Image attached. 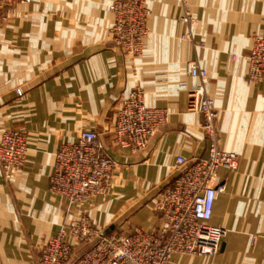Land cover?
Segmentation results:
<instances>
[{
  "label": "crops",
  "instance_id": "0c3cea01",
  "mask_svg": "<svg viewBox=\"0 0 264 264\" xmlns=\"http://www.w3.org/2000/svg\"><path fill=\"white\" fill-rule=\"evenodd\" d=\"M114 0H28L0 18V131L27 137L23 166L7 181L0 169V264H36L42 241L77 213L49 193L59 146L82 129L98 134L116 166L112 187L81 210L99 228L158 227L153 198L178 176L175 157H207L202 116L187 109L205 69L220 148L237 168L217 170L210 224L225 229L214 255L174 253L166 264H264V84L246 77L254 36L264 37V0H144L141 52L122 53L111 40ZM192 21H183L185 12ZM233 57V58H232ZM15 88L23 93L17 96ZM134 89L167 121L140 152L113 144L119 101Z\"/></svg>",
  "mask_w": 264,
  "mask_h": 264
},
{
  "label": "built area",
  "instance_id": "2783aa9c",
  "mask_svg": "<svg viewBox=\"0 0 264 264\" xmlns=\"http://www.w3.org/2000/svg\"><path fill=\"white\" fill-rule=\"evenodd\" d=\"M21 1L28 0H0V18ZM109 10L113 15L109 31L114 45L124 54H139L147 33L144 0H114ZM192 20L186 11L183 21ZM246 61L247 79L264 84V37H253ZM186 71L200 80L188 92L187 109L201 114V128L209 146L205 158L190 162L183 156L175 157L178 176L153 198V210L161 224L118 231L91 223L81 209L93 197L109 193L116 162L104 153L93 129H82L74 141L62 143L55 152L48 186L52 196L65 201L68 211L75 208L77 213L62 223L56 234L42 241L36 264H166L174 253L218 252L225 229L210 224V219L215 195L222 187L217 188L212 182L219 168H237L238 155L219 147L214 127L217 113L202 84L207 75L205 69L188 61ZM15 93L21 96L23 91L15 88ZM166 121V111L147 106L141 91L134 89L120 99L109 135L115 146L140 152ZM26 151L24 133L16 129L0 131V169L5 180L23 166Z\"/></svg>",
  "mask_w": 264,
  "mask_h": 264
}]
</instances>
